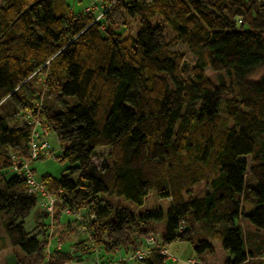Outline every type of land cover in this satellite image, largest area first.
Segmentation results:
<instances>
[{
  "label": "trees",
  "instance_id": "trees-1",
  "mask_svg": "<svg viewBox=\"0 0 264 264\" xmlns=\"http://www.w3.org/2000/svg\"><path fill=\"white\" fill-rule=\"evenodd\" d=\"M104 1L111 7L100 20L69 0H0V210L25 253L18 264L43 260L51 224L43 209L26 225L38 198L12 159H30L29 112L57 134L69 163L39 178L64 207L92 214L105 250H138L147 224L165 216L117 197L141 206L155 193L171 199L164 243L189 240L202 254L219 240L226 264H264V72L254 75L264 67V0ZM128 19L139 23L135 35L119 33ZM161 22L193 60L172 48ZM201 181L205 193L193 194ZM81 255L55 249L46 264ZM165 259L151 248L133 260Z\"/></svg>",
  "mask_w": 264,
  "mask_h": 264
},
{
  "label": "rangeland",
  "instance_id": "rangeland-1",
  "mask_svg": "<svg viewBox=\"0 0 264 264\" xmlns=\"http://www.w3.org/2000/svg\"><path fill=\"white\" fill-rule=\"evenodd\" d=\"M69 3L76 12L86 10L94 11L96 13V17L100 20L105 17L104 10L110 6V4L104 0H69ZM156 21L157 20H154V22ZM161 24L165 29L166 40L173 42L172 48L178 49L185 53L186 58L189 59V61L193 60V54L188 49V47L180 40H175L176 33L172 25L167 22H161ZM138 28L139 23L136 19H128L127 24L124 25L121 30H119V33L124 35H135ZM206 71L210 76H215V73L208 67L206 68ZM263 72L264 67H261L255 71L254 75L258 76ZM36 76L38 81V91L41 96V100H44L46 88V79L44 78L45 75L38 74ZM74 100L75 98H71V101ZM22 118L30 120L31 123H33V127L37 129L44 130V125L46 128L48 127L47 122H44L41 116L37 114L34 115L29 112L27 115H22ZM47 132L48 135L46 133L44 135H46V139L49 142L50 154L48 156H43L36 159H27L30 160L29 164H31L32 168H34L33 173L37 178L47 172L58 176L69 164L66 160L61 159L63 146L57 134L50 129H48ZM107 150L108 148L98 149L100 152H106ZM247 158L251 161L249 156H247ZM207 187L205 181H201L199 184L193 187L192 192L193 194L201 196L205 193ZM170 200L171 199L168 197H159L155 193H151L146 197L143 205L137 206L122 196L117 197L116 201L119 204L126 205L132 208L135 212L144 210L145 208L154 209L157 207H161L165 212V216L163 218L153 220L150 224H147L148 228H150V231L143 237L144 242L137 246V249L144 250L139 252V255L137 252L138 250L128 251L123 247H115L112 250H105L103 244L99 241H96L92 235V231L88 226V222L86 221L87 218H89V220L93 218L92 214L89 213L88 215L87 213L84 215L83 211H78L75 208H70L71 211L64 212V206L62 205L63 203L59 198H56L54 210H48V213L51 216L45 218V221L48 224H51L47 226L48 242L46 244V251L44 254H47V248H49L51 251L49 256L52 260V251L56 249V245L58 243H61L62 250H70L71 252L82 254L81 257L83 258H81V260L77 261L73 259L70 261L71 264H122L123 261H127L128 264H134V258H142L141 254L146 256L150 253L151 248H157L160 252L164 251V256L166 258L165 264H226L225 260L230 254L222 247L221 241L219 240L212 241L214 247L212 251H206L202 254H198L196 252L193 243H191L189 240L174 239L170 243H164L163 235L166 229V211L170 207ZM43 209L46 210V208L41 206L39 203L37 206H35V208L26 218V225L28 227L31 228V226L34 224L33 217L35 215V211ZM57 209L61 211V215L59 216L58 220V226L57 224L55 225V222H53L52 218ZM242 220L245 225L248 224L247 226L250 228H255L249 224L248 221H245V219ZM6 221L7 218L5 213L0 210V264H18L21 261L20 259H25V253L18 245L11 243L9 236L6 233ZM80 241H83V243H79ZM76 242L79 244H74ZM121 249L122 253L119 252ZM121 256H123V259ZM46 263V257L44 258L43 255V260L37 264Z\"/></svg>",
  "mask_w": 264,
  "mask_h": 264
},
{
  "label": "built area",
  "instance_id": "built-area-1",
  "mask_svg": "<svg viewBox=\"0 0 264 264\" xmlns=\"http://www.w3.org/2000/svg\"><path fill=\"white\" fill-rule=\"evenodd\" d=\"M28 118V117H27ZM27 120V119H26ZM29 124H31V139H30V159H36L43 156H48L50 154L49 151V142L46 139V135L48 132V127L46 128L44 125L43 129H37L33 127V123H31L30 120H28ZM48 135V134H47ZM13 163H14V169L18 170L19 172H24L26 175V182H27V190L29 193L34 194L38 198V203L45 207L46 210L51 211L54 210L55 207V199L58 198L56 194L51 192L47 186L44 184V182L37 178L33 170L31 169L30 160H27L23 157H19L17 155H12ZM62 190H59L61 192ZM71 209L69 207H64V212H69ZM56 249H61V243H58L56 245ZM144 251L138 249V253ZM136 252V253H137ZM51 251L49 248H47V254H44V258L46 257L47 262L51 260L50 258ZM164 254V251L161 252ZM144 254V253H143ZM140 255V253H139ZM141 256H145L142 255Z\"/></svg>",
  "mask_w": 264,
  "mask_h": 264
},
{
  "label": "crops",
  "instance_id": "crops-1",
  "mask_svg": "<svg viewBox=\"0 0 264 264\" xmlns=\"http://www.w3.org/2000/svg\"><path fill=\"white\" fill-rule=\"evenodd\" d=\"M122 251V249L119 251V252H121ZM122 253V252H121ZM121 258L123 259V256H121Z\"/></svg>",
  "mask_w": 264,
  "mask_h": 264
},
{
  "label": "bare ground",
  "instance_id": "bare-ground-1",
  "mask_svg": "<svg viewBox=\"0 0 264 264\" xmlns=\"http://www.w3.org/2000/svg\"><path fill=\"white\" fill-rule=\"evenodd\" d=\"M109 7H111V4H110V6H109ZM109 7H108V8H109ZM108 8H107V9H108ZM112 264H115V263H112Z\"/></svg>",
  "mask_w": 264,
  "mask_h": 264
}]
</instances>
